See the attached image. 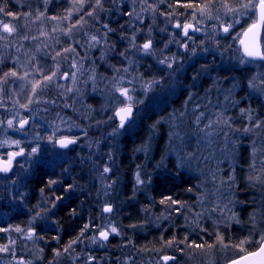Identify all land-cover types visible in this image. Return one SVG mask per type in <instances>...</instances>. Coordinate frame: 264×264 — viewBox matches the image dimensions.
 I'll use <instances>...</instances> for the list:
<instances>
[{
  "label": "rangeland",
  "instance_id": "rangeland-1",
  "mask_svg": "<svg viewBox=\"0 0 264 264\" xmlns=\"http://www.w3.org/2000/svg\"><path fill=\"white\" fill-rule=\"evenodd\" d=\"M43 1L47 8L50 0ZM126 1L107 0L109 7L92 22L79 18L81 6L59 19L46 16L44 11H29L21 20L3 16L0 11V143L7 140L10 145L0 147V158L21 148L25 152L18 156L8 176H0V219L8 223L13 213L28 211L30 183L45 172L53 175L54 185H65L63 202L77 196L86 212L78 239L65 242L53 264H62V258L69 264H164L162 257L171 255L167 252L174 253L178 264L226 263L248 248H256L264 236V60L251 61L242 56L236 38L254 22L256 14H241L245 10L239 4L246 0H215L207 7L185 6L180 12L166 8L164 0H131L122 10ZM225 3L237 11L228 12ZM119 19L124 23L120 37L125 41L124 50L116 57L120 49L107 36L109 28L105 25ZM4 23L15 31L4 32ZM188 24L193 27L188 29L191 39L184 35ZM229 24L232 27L225 33L224 27ZM163 33L164 39L160 38ZM149 41L151 47L146 53L143 45ZM161 60L166 62L161 64ZM150 64L160 69L159 80L150 71ZM189 67L194 69L192 92L186 94L177 110L168 108L169 116L164 120L168 137L162 147L165 157L158 163L153 161L157 128L145 124L147 134L135 152L140 162L136 160L132 172V194L148 197L153 169L163 173L167 158H173V165L192 177L195 184L190 193L193 205L183 207L181 225L188 232H200L208 223L247 229L245 240L249 242L243 245L244 251L239 245L225 243L222 234H215L207 248L186 241L166 246V252L139 251L131 242H124L126 237L119 229L123 216L119 165L122 138L132 134L140 122L146 123L143 105L153 101L161 106L164 97L174 94L175 83ZM221 67L226 71L218 77ZM202 78L207 82L204 87L199 85ZM242 87L247 99L256 100L263 111L241 106L240 102L246 101L237 96ZM118 88L128 89L132 99L121 96ZM121 101L133 104L134 112L124 128L119 127L115 115L123 106ZM151 108L158 116L155 123L162 122L159 109ZM9 120L13 127L8 126ZM24 120L28 123L20 130ZM65 137L74 138L76 143L63 151L54 141ZM15 140L20 141L18 147L11 144ZM34 147L38 151L28 156ZM242 147L249 152V176L244 187L248 192L244 198L236 177ZM107 206L111 212H104ZM245 209L243 220L241 211ZM50 212L49 208L40 218L29 214L23 226L5 227L7 243L0 248L7 250L0 251V264L43 261L46 239L34 228L39 224L43 230H58ZM144 212V218H149L146 224L168 221L165 213L158 221ZM101 231L114 239L113 247L97 238ZM227 234L229 241L235 239L234 232Z\"/></svg>",
  "mask_w": 264,
  "mask_h": 264
},
{
  "label": "trees",
  "instance_id": "trees-1",
  "mask_svg": "<svg viewBox=\"0 0 264 264\" xmlns=\"http://www.w3.org/2000/svg\"><path fill=\"white\" fill-rule=\"evenodd\" d=\"M106 1L107 0H50L48 1L47 8H45L43 0H0V9L3 10L1 11L3 16L21 17V20H23L24 15L27 16L26 14L29 11H44L46 16H53L59 19L64 18L68 12L81 6V10L79 11L81 16L79 18L83 21L92 22V20L100 18L98 15L101 10L109 7V4ZM212 1L215 0H164V5L166 8H171L174 12H180L186 8V5L191 4L192 7H199L200 5H206ZM130 2L131 0H127L122 6V10L129 6ZM165 10L167 11V9ZM8 13H11L12 15H8ZM121 20L122 19L108 22V24L105 25L106 28H109L107 36L112 37V41L118 46V50L120 49V51L116 53V57L119 56L117 54L122 52L121 50H124L122 45L125 39L120 37V35L124 34V23ZM160 38H166V34L163 33ZM150 65V71L155 75L154 78H158L159 80L162 75L160 69L152 64ZM187 69L184 77H182L179 82L175 83L176 89L171 91L174 92V94L169 97H164L162 101L164 103L163 105L162 103H160L161 106L155 105L156 103L153 101H150L152 104L146 103L143 105L144 108L146 107L144 114V117L147 120L146 123L144 121V123L140 122L133 133L126 135L121 141V147L119 149V165L122 184V190L120 193L122 200L120 204V213L123 216L121 217L122 219L119 229L122 231L124 237H126V241L124 242H131L136 250L139 251L155 252L161 250L162 252H166V246H170L172 243L176 246L186 241L191 242V245H202L203 247L200 248H207L211 245V240L215 234L219 236L222 234L225 243L240 245L239 243L242 240H245L248 231L247 229L236 226L226 228L208 223L204 224V228H202V231L200 232H188V228L181 225L180 219L184 213L183 207L193 205V200L191 199L192 194L190 193L195 189L194 179L183 172H180L179 169L173 165V158L171 157L167 158L168 165L163 173L159 169H153L154 171L150 177L151 183L149 185L148 197H145L141 193L132 194V189L134 188L132 172L135 169L134 166L136 160L138 164L140 162L135 152L142 145L144 137L147 134L145 124L157 128L158 133L153 149V161L158 163L163 155L165 157V151L163 152L162 147L165 146L168 137L166 131L168 125L167 122H164L169 116L168 108L171 110H177L184 97H186V94L192 92L194 69L191 67ZM222 71L226 70L221 67L218 77L224 76ZM200 83L199 85L204 87L207 82L205 81V78H202ZM247 95L245 88L242 87L237 96L244 97V100L246 101H244L243 104L241 101V106L243 108L251 106L259 113L263 111L261 104L257 105L256 100H248ZM151 107H157L159 109V116L163 118L162 122H159L158 124L155 123V118L158 116L156 109H152ZM233 115H235V112ZM240 153L241 155L238 157L239 161L236 166V177L239 181L240 190L244 191L242 194L246 195L248 190L244 187L249 176L247 174L249 152L246 148L242 147ZM151 167L152 165L149 163V168ZM50 180H54L53 175H48L44 172L36 177L34 181H31L30 191L28 190L29 192L26 196V208L29 212L18 211L13 213L8 220V223L4 221V219H0V229L5 230V227L10 226L20 227L27 221L29 214L40 218L44 213H48V209L50 208L51 219L54 221V227H58V230L56 228H54L55 230H43L39 224L35 225L34 228L46 239V243L42 247L43 261H41L40 264H53L52 262L56 259V252H61L62 246H64L65 242H68L69 244L78 239V236L82 232L83 216L86 213L80 208V204L76 199L77 196L69 197L67 202H63L65 200V185H49ZM42 189L43 191H41ZM189 189H191V191H189ZM133 195L134 197H132ZM243 195H241L242 198L245 197V195ZM57 197H60V199H57ZM166 197H171V200L165 199ZM162 200H164V203H161ZM173 200L177 203H172ZM143 210L145 211L144 214H146V216L149 217L151 214L152 217L158 221L163 217L162 213H165V216L168 215L169 217H167L168 221L161 220L162 222L159 221L156 225L149 223L146 224V221H148L149 218H144L145 216L142 215ZM246 210L247 209L241 211V217L243 220L246 219ZM150 222L152 223L151 220ZM55 231L60 232L58 234V232L56 233ZM228 232H234L235 239L229 241ZM7 235L8 234H6L5 231H0V246L7 243ZM169 241H172V243L169 244ZM106 242H108L111 247H113L115 243L113 238H109ZM255 249L256 248L254 247H250L246 250V253L252 252ZM167 253L174 255V253ZM61 262L62 264L68 263L65 258H62Z\"/></svg>",
  "mask_w": 264,
  "mask_h": 264
},
{
  "label": "snow or ice",
  "instance_id": "snow-or-ice-1",
  "mask_svg": "<svg viewBox=\"0 0 264 264\" xmlns=\"http://www.w3.org/2000/svg\"><path fill=\"white\" fill-rule=\"evenodd\" d=\"M188 7H191L192 5H186ZM228 12H236L237 9L234 7H231L228 3H225L223 5ZM207 7V5H205ZM239 8L245 10L244 12H241V14H246L247 12H255L256 18L254 22L248 27V29L245 30L244 32V38L240 40L241 45L243 46L244 53L248 57L252 58H259L261 60H264V51H262V46H264V0H246L244 3L239 4ZM0 11H3L0 9ZM8 15H12L11 13H8ZM176 27H180V25H176ZM232 25L229 24L228 26L224 27V32L228 33L229 28H231ZM3 31L6 33L11 34L12 32L15 31V28L10 26L7 23H4L2 25ZM192 28V25L188 24L184 26V35L188 38L191 39V37L188 35V29ZM196 31H199V29H195ZM3 38V37H0ZM237 39H239V34H237ZM95 39V38H93ZM151 47V41L145 43L143 45L144 51L147 53L148 50ZM166 61L161 60L160 63L164 64ZM245 61H241V63H244ZM169 68L172 67L171 63H168L167 65ZM7 75V74H6ZM12 75H15V73H12ZM48 80H51V77L47 78ZM152 84L158 83L157 81H152ZM36 85L33 86V91H35ZM120 92V95L125 97L127 100H131L132 97L129 95V90L126 88H118L117 89ZM149 90V86L145 87V92ZM123 104V101H121ZM243 111V110H242ZM115 115L119 117V127L124 128L126 126V123L130 120L133 119L134 117V112H133V104H123L122 107L118 108L116 111ZM111 119V117H110ZM200 117H197V122H199ZM28 123L27 120L21 121L19 125V129L23 130L25 125ZM8 126L13 127V122L11 120L8 121ZM209 127V126H206ZM245 131H248V129H245ZM51 139V137L49 138ZM54 143H58L60 148H67L69 145L75 143L74 140L68 139V138H63L59 141H54ZM11 144L16 145L17 147L20 144L19 140L11 141ZM10 146L9 142L7 140L3 141L0 143V147L4 146ZM38 151V148L34 147L32 148L31 153H27L28 156H32ZM25 155L24 149L21 148L19 151H11L7 153V158H0V172H8L13 165V162L15 161L17 156H22ZM105 172L109 171L108 168L104 169ZM137 182L140 183L139 176H137ZM56 183L54 180L49 181V185ZM43 191V189L41 190ZM191 191V189H189ZM57 199H60V197H57ZM165 199L171 200V197H166ZM161 203H164V200L161 201ZM172 203H177L176 201H172ZM112 209L110 206H107L104 208V212H111ZM87 227V225L85 226ZM0 231H4V229H0ZM17 231H20L19 228H17ZM112 232H116L115 228L111 229ZM29 238H31V231L29 233ZM108 238V232L106 231H101L100 232V239L106 240ZM261 240L264 241V236H261ZM95 242V240L93 241ZM222 242V240H221ZM248 240H242L240 242V247L241 251H244L243 245L248 243ZM169 244L172 243V241L168 242ZM195 247H203L202 245H195ZM7 250L5 248H0V251H5ZM164 264H167L169 260L174 259V257L170 256H163L162 257ZM231 264H264V243L260 244V247L258 251L254 252H248L247 255L241 256L238 259H233L231 261Z\"/></svg>",
  "mask_w": 264,
  "mask_h": 264
},
{
  "label": "water",
  "instance_id": "water-1",
  "mask_svg": "<svg viewBox=\"0 0 264 264\" xmlns=\"http://www.w3.org/2000/svg\"><path fill=\"white\" fill-rule=\"evenodd\" d=\"M193 28V27H192ZM192 28H189V29H192ZM248 29V28H247ZM246 30V29H245ZM245 30L243 31V33L240 35V37H239V39H238V41H237V47L239 48V51H240V53H241V55L242 56H244L246 59H248V60H251V61H263V60H261V59H259V58H252V57H248V56H246L245 55V53H244V49H243V46L241 45V43H240V40L241 39H243L244 38V32H245ZM116 113V112H115ZM117 117V116H116ZM117 119L119 120V117H117ZM65 138H68V139H72V140H74L73 138H69V137H65ZM61 139H63V138H61ZM61 139H58L57 141H59V140H61ZM75 141V140H74ZM76 142V141H75ZM75 143H73V144H71V145H69V147H67V148H60L59 147V144L58 143H56V147L58 148V149H60V150H67L68 148H70L72 145H74ZM16 158H18V156L16 157ZM12 168H13V165H12ZM12 168L8 171V172H0V174H3V175H8V174H10V172L12 171ZM109 234H108V238H109ZM97 237L100 239V233L97 235ZM108 238L106 239V240H103V239H101V240H103V241H107L108 240ZM261 243H264V241H261L260 242V244ZM260 244L258 245V247L254 250V251H258V249H259V247H260ZM254 251H252V252H254ZM245 255H247V253L246 254H244V255H241V256H245ZM241 256H239V257H241ZM239 257H237V258H235V259H238ZM231 261L232 260H230V261H228V262H226L225 264H231Z\"/></svg>",
  "mask_w": 264,
  "mask_h": 264
},
{
  "label": "flooded vegetation",
  "instance_id": "flooded-vegetation-1",
  "mask_svg": "<svg viewBox=\"0 0 264 264\" xmlns=\"http://www.w3.org/2000/svg\"><path fill=\"white\" fill-rule=\"evenodd\" d=\"M180 23H182V22H180ZM166 256L174 257V255H172V254L166 255ZM179 262L180 261H177V260L174 261V259H172V260H169L167 264H178ZM223 264H225V263H223Z\"/></svg>",
  "mask_w": 264,
  "mask_h": 264
}]
</instances>
